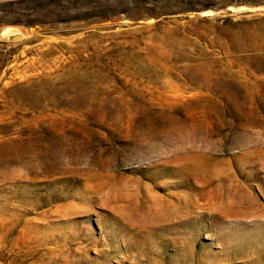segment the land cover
I'll list each match as a JSON object with an SVG mask.
<instances>
[{"label": "rangeland", "instance_id": "1", "mask_svg": "<svg viewBox=\"0 0 264 264\" xmlns=\"http://www.w3.org/2000/svg\"><path fill=\"white\" fill-rule=\"evenodd\" d=\"M263 216L264 0H0V264H264Z\"/></svg>", "mask_w": 264, "mask_h": 264}, {"label": "water", "instance_id": "2", "mask_svg": "<svg viewBox=\"0 0 264 264\" xmlns=\"http://www.w3.org/2000/svg\"><path fill=\"white\" fill-rule=\"evenodd\" d=\"M22 38H23V33L15 29L14 31L6 35V40L8 41H18Z\"/></svg>", "mask_w": 264, "mask_h": 264}, {"label": "bare ground", "instance_id": "3", "mask_svg": "<svg viewBox=\"0 0 264 264\" xmlns=\"http://www.w3.org/2000/svg\"><path fill=\"white\" fill-rule=\"evenodd\" d=\"M12 31H14V30H10V29H7V30H5V34H9V33H11ZM227 194V193H226ZM215 195V194H214ZM220 196V195H219ZM242 196V195H241ZM240 198V197H239ZM242 200H243V198H241ZM211 200V199H210ZM256 200V199H255ZM239 202H240V200H239ZM244 202V201H243ZM247 202V201H246ZM245 202V203H246ZM183 204V203H182ZM241 204V203H240ZM243 204V203H242ZM255 204H256V202H255ZM253 205V204H252ZM251 205V206H252ZM212 206V205H211ZM246 206V205H245ZM263 206V205H262ZM243 207V206H242ZM247 207H248V205H247ZM254 207H255V205H254ZM212 208V207H211ZM235 208H237V207H235ZM246 208V207H245ZM230 209V208H229ZM236 210V209H235ZM248 210V209H247ZM249 210H250V207H249ZM252 210V209H251ZM254 210V209H253ZM258 210H260V209H258ZM213 211V210H212ZM244 211V210H243ZM255 211V210H254ZM237 212V211H236ZM245 212H246V209H245ZM242 213V212H241ZM248 213V212H247ZM250 213H251V211H250ZM243 214H244V212H243ZM259 215V214H258ZM261 215H263V214H260V216ZM244 216V215H243ZM256 217H259V216H256ZM262 217V216H261ZM264 217V216H263ZM260 220H261V218H260Z\"/></svg>", "mask_w": 264, "mask_h": 264}]
</instances>
